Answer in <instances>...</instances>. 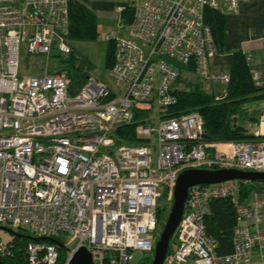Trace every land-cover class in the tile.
<instances>
[{
  "label": "built area",
  "instance_id": "2783aa9c",
  "mask_svg": "<svg viewBox=\"0 0 264 264\" xmlns=\"http://www.w3.org/2000/svg\"><path fill=\"white\" fill-rule=\"evenodd\" d=\"M239 1L128 0L131 20L122 28L129 38L103 37L113 44V88L87 76L69 94L64 66L40 75L19 69L22 48L45 63L70 55L67 0H0V228L69 236L63 257L55 244L29 240L26 264H68L79 247L92 264H137L135 253L153 252L158 200L165 194L172 202L182 171L264 173V139L256 132L253 141L209 144L197 112L161 118L176 101L180 72L153 58L175 59L199 80L225 86L226 72L208 70L217 51L202 13L220 2L234 12ZM136 113L144 114L135 130L141 143L117 144L115 129ZM238 183L187 189L161 264H252L255 251L263 257L264 191L251 189L242 199ZM216 199L228 200L235 222L230 252L220 255L203 225Z\"/></svg>",
  "mask_w": 264,
  "mask_h": 264
},
{
  "label": "trees",
  "instance_id": "16d2710c",
  "mask_svg": "<svg viewBox=\"0 0 264 264\" xmlns=\"http://www.w3.org/2000/svg\"><path fill=\"white\" fill-rule=\"evenodd\" d=\"M67 15L68 43L72 41L92 42L97 38L95 17L86 5V0H67ZM130 20L131 9L128 6L127 16H123V24H127ZM202 22L209 29L217 53H222L224 50L225 21L219 9L205 8L202 13ZM112 51L113 44L108 42L104 57V64L107 68L111 63ZM73 54L74 52L71 51L68 61H66L68 64L64 66L70 78L69 94H73L75 90L79 89L85 78L89 76L86 71L90 68L87 59ZM188 68V70L192 71L190 67ZM226 73L229 76V81L224 86L222 98L216 99L219 93L216 94L212 90H205L201 85V81L195 77V82L187 85L186 88H178L175 92V103L163 111L161 118L197 112L203 124V141L209 144L255 140L247 124L255 122L256 119L254 117L240 116L238 111L242 104L260 101L264 112V88L254 86L246 56L240 51L230 53V61ZM176 85H180V79L176 81ZM143 116V113H136L134 122L115 129V141L117 144L141 143L142 140L135 136V130L138 124L137 120ZM260 132L264 133V130H260ZM257 138L264 139V136H258ZM207 153L210 158L212 150L207 149ZM238 186L242 199L246 197L251 189L264 191V182L261 181L240 182ZM162 197L159 198L156 207V240L171 206V203L163 201ZM203 225L205 232L215 241V253L219 255L229 253L231 249V233L235 222L234 211L228 200H212L209 203V214L204 217ZM26 243L22 246L11 242L5 243L2 252H0V264H26L24 256ZM56 249L59 257H61L60 249L62 248Z\"/></svg>",
  "mask_w": 264,
  "mask_h": 264
},
{
  "label": "crops",
  "instance_id": "0c3cea01",
  "mask_svg": "<svg viewBox=\"0 0 264 264\" xmlns=\"http://www.w3.org/2000/svg\"><path fill=\"white\" fill-rule=\"evenodd\" d=\"M86 5L95 17L96 33L104 31L105 35L110 33L129 38L121 27L123 16H127L128 0H86ZM218 9L225 21L224 50L209 61L208 70L227 72L230 53L240 51L246 56L254 86L264 88V0L239 1L234 12L227 11L225 4L220 2ZM188 69L185 68V71L193 74ZM183 76L180 72V80ZM207 82L204 81L205 84H208ZM210 84L213 83L210 82ZM204 89L207 90V88ZM212 91L218 94L223 89ZM238 114L243 117H254L255 122L248 123L249 131L264 136V133L260 132L264 130V112L260 101L242 104ZM255 253L261 260L264 258L263 250L262 258L256 251L253 255Z\"/></svg>",
  "mask_w": 264,
  "mask_h": 264
},
{
  "label": "rangeland",
  "instance_id": "374dc122",
  "mask_svg": "<svg viewBox=\"0 0 264 264\" xmlns=\"http://www.w3.org/2000/svg\"><path fill=\"white\" fill-rule=\"evenodd\" d=\"M104 32V31H103ZM98 33L97 32V38L92 42H70L69 46L71 47V50L74 52L73 55L84 57L87 59V61L90 64V68L87 69V74L91 77H93L95 80L103 83L105 86H107L109 89L113 88V83L111 82V79L108 75V68L105 67L104 64V57H105V51L108 42L103 39L104 35L106 33ZM110 34V33H108ZM69 55L66 57V60H59L55 57H50L49 60L45 63V58L42 56H30L27 55L23 48L20 52V58H19V69L21 74L24 75H40L44 68L47 69V72L50 73L54 69L60 68L62 66H67ZM154 61L163 60L172 66H174L176 69H178L181 72V75L183 76V79L180 80V85L178 88L184 89L187 85L192 84L195 82V76L190 73L186 72L185 68H183L175 59H168L165 57H154ZM201 81V80H200ZM201 85L203 88H207V90H222L224 89V86L220 83H213L210 84V82H207L208 84H205L204 81H201ZM254 182V181H252ZM162 200L166 201V195H162ZM167 202V201H166ZM6 228L13 233H15L18 237H15L11 235L10 233L1 230L0 229V243H14L18 246L24 245L27 241H29L28 238L36 239L35 235L31 233L28 229H18L15 230L11 227H2ZM21 236V237H20ZM28 237V238H27ZM58 243L66 244V242L69 241V236H67L64 233H59L53 237ZM172 239L170 238L168 249H171L172 247ZM74 246V241L70 242L66 248H70ZM60 253L62 254L61 257L65 256V250L60 249ZM264 252V249H263ZM152 253H135L134 260L135 262L138 261L137 264H150L152 260ZM252 264H264V258L261 260L259 258V255L255 253L253 255Z\"/></svg>",
  "mask_w": 264,
  "mask_h": 264
},
{
  "label": "water",
  "instance_id": "95a60500",
  "mask_svg": "<svg viewBox=\"0 0 264 264\" xmlns=\"http://www.w3.org/2000/svg\"><path fill=\"white\" fill-rule=\"evenodd\" d=\"M233 121H235V119H233ZM230 180L239 182H264V173L239 171L232 169H187L182 171L178 175L172 189L171 206L169 208L163 227L161 228V231L158 235V238L154 243L152 260L150 264L162 263V260L168 249L170 238L172 237L174 229L181 217L187 189L196 184H214ZM0 229L10 233L13 236H17L15 233L6 228L1 227ZM28 239L37 242L49 241L62 248L61 244L49 237ZM68 264H92L90 254L84 247H79L72 253Z\"/></svg>",
  "mask_w": 264,
  "mask_h": 264
}]
</instances>
